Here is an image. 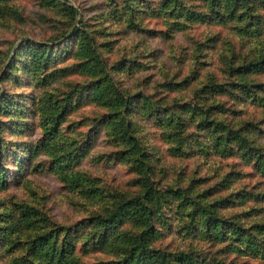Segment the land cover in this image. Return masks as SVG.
Wrapping results in <instances>:
<instances>
[{"label":"rangeland","instance_id":"1","mask_svg":"<svg viewBox=\"0 0 264 264\" xmlns=\"http://www.w3.org/2000/svg\"><path fill=\"white\" fill-rule=\"evenodd\" d=\"M182 253L264 264V0H0V264Z\"/></svg>","mask_w":264,"mask_h":264},{"label":"trees","instance_id":"2","mask_svg":"<svg viewBox=\"0 0 264 264\" xmlns=\"http://www.w3.org/2000/svg\"><path fill=\"white\" fill-rule=\"evenodd\" d=\"M136 201L137 200L135 198H130L129 200H127V202H124V205H128V204L133 205L136 203ZM121 205H119V208L121 207ZM124 205L122 206V209L124 208ZM143 209H145V211H147L148 206H146V204H144ZM113 218L117 219L115 211L111 212L109 216H106L105 218H101V220L108 223V222H112ZM210 220H211V222H210L209 226L213 227V228H216L219 224L222 223V220H219L216 216L213 218H210ZM233 229L236 232V237H239L241 234V228L235 227ZM49 241H50V236H49L48 232L41 233L35 238L33 244L30 246V248L34 252L38 253L39 257L47 256L48 261H49V257L52 258L53 254H54V249L49 248V245H50ZM73 249H74V246L71 244V239L68 235H66L64 237V239L62 240V243L60 245L59 255H60V253H62L61 255L64 256L66 253L72 251ZM192 261H193V256L190 253H182V254L178 255L175 262L172 260H166L162 264H177V263H182V262H184L186 264H190Z\"/></svg>","mask_w":264,"mask_h":264}]
</instances>
